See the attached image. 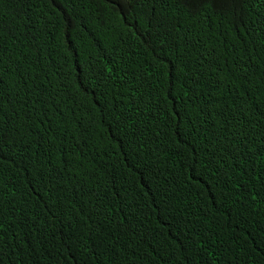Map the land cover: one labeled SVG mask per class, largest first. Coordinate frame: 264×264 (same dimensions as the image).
Listing matches in <instances>:
<instances>
[{
	"label": "trees",
	"instance_id": "1",
	"mask_svg": "<svg viewBox=\"0 0 264 264\" xmlns=\"http://www.w3.org/2000/svg\"><path fill=\"white\" fill-rule=\"evenodd\" d=\"M0 264H264V0H0Z\"/></svg>",
	"mask_w": 264,
	"mask_h": 264
},
{
	"label": "snow or ice",
	"instance_id": "2",
	"mask_svg": "<svg viewBox=\"0 0 264 264\" xmlns=\"http://www.w3.org/2000/svg\"><path fill=\"white\" fill-rule=\"evenodd\" d=\"M239 0H214L217 7L221 9L231 8L234 4H237Z\"/></svg>",
	"mask_w": 264,
	"mask_h": 264
}]
</instances>
